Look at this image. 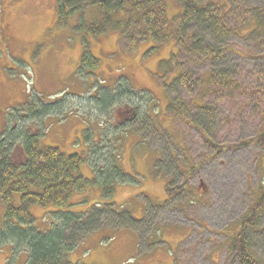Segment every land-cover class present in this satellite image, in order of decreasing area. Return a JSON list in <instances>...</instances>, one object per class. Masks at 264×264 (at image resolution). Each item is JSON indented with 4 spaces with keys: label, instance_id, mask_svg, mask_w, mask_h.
Segmentation results:
<instances>
[{
    "label": "rangeland",
    "instance_id": "374dc122",
    "mask_svg": "<svg viewBox=\"0 0 264 264\" xmlns=\"http://www.w3.org/2000/svg\"><path fill=\"white\" fill-rule=\"evenodd\" d=\"M66 1L0 0V148L20 164L28 138L91 181L68 207L32 208L35 228L59 210L93 216L65 230L69 264H251L235 249L241 230L264 264V0H239L232 31L205 33V46L193 23L173 26L176 0L163 2L162 32L155 14L144 25L149 5L110 22L100 2L119 0ZM3 215L0 203V228ZM29 253L0 233V264Z\"/></svg>",
    "mask_w": 264,
    "mask_h": 264
},
{
    "label": "trees",
    "instance_id": "16d2710c",
    "mask_svg": "<svg viewBox=\"0 0 264 264\" xmlns=\"http://www.w3.org/2000/svg\"><path fill=\"white\" fill-rule=\"evenodd\" d=\"M75 1L70 0L73 5L77 4L74 3ZM164 1L119 0L114 7H108L102 1L100 5L103 10H107L106 13L109 15L110 22L113 9L123 15H125L124 12L139 15L138 11L140 10L135 8H138V5H149L148 12L145 14L147 16L144 20L145 26L151 20V14H155V22L153 21L150 24L158 23L157 30L159 32L168 29V27L172 29L174 26L180 29V27H191L194 24L197 30L195 34L196 36L202 35V45L205 46V33L215 34V38L221 41V38L227 36L222 34L223 31L225 34L232 31L228 22L230 23V20H232L234 9L238 7L237 2H239V0H176L181 8V14L174 18L176 24L171 26L170 23L165 22V24L162 22L164 16L162 5ZM68 3L69 0L66 1V5ZM239 15L241 16L242 13ZM260 17L264 18L263 12L258 13L255 16L256 20H254L258 22ZM109 18H106V20L109 21ZM190 27L182 31V36L186 35L189 44L192 40L195 41L194 33L189 31ZM234 31L238 33L237 29ZM85 55L88 56L87 53ZM83 60H85V56L82 57ZM256 140L264 141V130L258 134ZM22 144L20 150L23 161L20 164L10 163L13 146L9 147L8 143H2V148H0V203L4 206V222L2 228H0V233H2V236H8L13 242L26 246L28 252L30 251L26 260L27 264H69L66 254L69 250H72L74 245H67V247L63 245L64 240H67V236H70V234H65V230L75 227L85 232L92 227L93 216L59 210L61 213L58 212L57 216L58 214L61 216L60 221L57 224H55V220L52 221L50 229L40 232L34 226L31 209L39 207L56 210L68 207L66 197L72 195L73 192H79L82 186L86 188L91 181L84 182L81 181L80 177L71 176L74 172L72 158H62L55 149H40L38 144L35 146L33 141L28 138ZM15 196H17V205L13 203ZM49 214L51 217L55 212H49ZM241 237L242 230L235 237L237 241L235 243L238 246L235 249H238V255L245 256L251 261V264H257L248 255L249 252L244 237L242 241ZM240 243L242 246L239 247Z\"/></svg>",
    "mask_w": 264,
    "mask_h": 264
},
{
    "label": "flooded vegetation",
    "instance_id": "af4514ba",
    "mask_svg": "<svg viewBox=\"0 0 264 264\" xmlns=\"http://www.w3.org/2000/svg\"><path fill=\"white\" fill-rule=\"evenodd\" d=\"M0 33H5V31H4L3 28H0ZM2 40H3V42L8 43V40H7V38L5 36H2ZM133 113H134V110L133 109L126 107L125 109L120 110L118 115L119 116H123L126 119V117L130 116Z\"/></svg>",
    "mask_w": 264,
    "mask_h": 264
},
{
    "label": "crops",
    "instance_id": "0c3cea01",
    "mask_svg": "<svg viewBox=\"0 0 264 264\" xmlns=\"http://www.w3.org/2000/svg\"><path fill=\"white\" fill-rule=\"evenodd\" d=\"M157 162H158V161H157ZM157 162H156V163H157ZM154 166H155V165H154Z\"/></svg>",
    "mask_w": 264,
    "mask_h": 264
}]
</instances>
